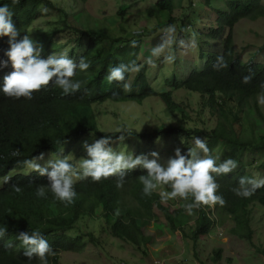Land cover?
<instances>
[{
	"label": "trees",
	"instance_id": "16d2710c",
	"mask_svg": "<svg viewBox=\"0 0 264 264\" xmlns=\"http://www.w3.org/2000/svg\"><path fill=\"white\" fill-rule=\"evenodd\" d=\"M76 1L84 3L87 0ZM4 3L12 12L11 20L18 30L16 39L29 35L41 46V58L51 53L67 52L76 61L84 56L90 66L74 73L72 79H78L82 84L69 95H61L51 80L48 86L33 91L31 98L7 97L0 92V177H10L7 183L0 182V226L6 227L4 236L0 237V264H39L35 256L28 260L22 254L23 249L16 239L18 232L30 231L36 226L40 227L52 249L51 255L46 254L47 264H60V252H81L88 246L102 247L103 236L146 254L148 244L158 236L160 224L168 232L182 230L181 216H189L183 205L190 202L191 197L161 203L158 190L150 196L143 195L136 177L146 170L139 167L126 172L119 188L114 176L99 181L77 179L73 184L77 195L71 204L54 199L47 190L44 197L35 195V186L46 184L47 178L35 171H27L18 161L41 152L52 156L61 152L73 163V146L81 138L93 140L118 135L115 130L99 128L94 104L106 101L140 103L146 98H156L166 115L175 120L148 131L132 130V135L121 144L126 149L127 145L133 144L137 148L129 150L133 155L150 154L155 141L167 137L174 138L177 148L184 154L196 136L205 140L209 154L217 163L226 158L234 159L236 167L230 172L212 174L218 184L216 191L223 197L224 204L192 208L195 217L190 244L193 248L198 239L207 237L215 225H222L227 219L233 223L231 233L251 242L249 206L253 203L264 206V185L248 197L237 196L232 189L238 186L239 177L255 179L253 171L258 172L256 176L264 172V117L257 104V97L264 99V87L261 86L264 84V61H244L234 55L233 28L243 18L264 17L262 0H223L225 8L211 6L215 17L211 18L207 35L211 41H218V50H201L196 56V65L180 76L171 68L173 62L165 66L161 70L164 86L160 88L147 80L142 57L148 55L152 47L141 42V33L133 31L131 38H125L107 25L86 29L82 14L69 13L54 0H16L15 3L0 0V4ZM175 3L176 0H154L145 10L146 15L155 18L164 12L165 24H173L177 19L172 16ZM193 5V0H187V8ZM128 8L119 6L117 15H123ZM42 10L55 14L53 26L48 30L32 29L33 22L43 15ZM183 36L181 30H177V39L187 40ZM131 40L136 41L134 47ZM7 41V36L0 37V61H7L4 55L9 47ZM177 48L174 43L172 51L175 56ZM133 60L140 65V70L134 76L126 73L128 89L121 87L123 82L108 83L109 67ZM10 71V62L0 66V84ZM244 76H250L246 83L242 81ZM179 90L196 95V108L191 107L186 98L177 100ZM114 142L117 141L113 139L111 143ZM141 143L149 147L145 150V146H135ZM256 153L263 157L252 169L250 166L255 162L253 156ZM12 185L20 186L21 191H13ZM161 187L168 190L166 186ZM147 223H151L153 233L144 232ZM219 253V249L214 251L213 261L218 260Z\"/></svg>",
	"mask_w": 264,
	"mask_h": 264
},
{
	"label": "rangeland",
	"instance_id": "374dc122",
	"mask_svg": "<svg viewBox=\"0 0 264 264\" xmlns=\"http://www.w3.org/2000/svg\"><path fill=\"white\" fill-rule=\"evenodd\" d=\"M54 1L62 5L69 13L82 14L85 19L83 21L87 25L86 29L94 28L96 25L99 27L107 25L113 27L117 34H121L125 38H131L130 36L135 31L141 33V42L151 47L159 43L160 30L166 26L167 17L164 12L154 16L157 20L152 18L153 16L148 17L146 15L145 10L154 0H87L84 3L76 0L73 2L72 0ZM262 1L264 3V0ZM193 2L192 8H187V0H176L172 12V16L177 18L172 24L176 27V35L177 30L180 29L184 39H187L183 40L182 49L177 45L176 59L173 61V67H171L177 76H180L184 71L186 73L192 65H196V56L201 50L203 52L209 49L217 51L219 48L218 41H211L208 37L207 29L211 18L215 17V11H212L211 6L213 8H225L223 0H207L206 2L193 0ZM121 5L129 8L123 15H117V9ZM182 5L185 7L183 8ZM41 12L43 15L33 22L31 28L39 27L48 30L53 26L55 14H50L47 10ZM143 29L144 31L141 32ZM260 47L262 49H259ZM233 53L239 55L244 61L245 59L264 61V17L255 20L243 18L235 24L233 28ZM146 56L142 57V60ZM154 59L156 66L152 67L146 64L145 73L149 83L160 88L163 85L161 70L170 64L158 62V58ZM134 74L135 72H132L131 76ZM176 97L177 100L186 98L191 107L196 108V95L179 90L176 92ZM257 104L264 117V99L257 97ZM94 105L99 128L104 131H114L119 126H127L133 131H148L160 124L175 122L172 117L166 115L162 104L156 98H146L140 103L106 101ZM83 141L91 143L92 139L83 137L79 143L73 146L71 155L73 164L78 163L80 158L86 157L82 147ZM155 142L152 151L159 153L158 161L163 165L169 156L174 155L177 144L172 137L164 138V140L161 138ZM135 146H145L143 148L145 150L146 147H149L145 143ZM112 147L121 151L137 149L133 144L127 145L128 149H126V146L119 141L114 142ZM50 156H52L50 153H44V159L37 162L43 166ZM262 157L261 154H254L255 162L250 168L254 169ZM151 158L149 156V159ZM259 174L256 176L258 172L253 171L255 179L264 178V172ZM157 190L163 189L160 187ZM194 217V212L190 213L188 217L186 215L181 216V231L168 232L169 230L160 224L158 236L154 237L152 242L148 244L149 250L146 254H142L126 243L103 236L105 242L102 247L88 246L81 252H60V264H264V206L255 203L249 206V223L252 229L251 242L231 233L230 227L233 223L227 219L222 225H215L207 237L198 239L192 248L189 236ZM153 229L151 223H147L143 228L145 233H153ZM217 249L220 250V253L215 262L212 258L215 257L214 251Z\"/></svg>",
	"mask_w": 264,
	"mask_h": 264
},
{
	"label": "clouds",
	"instance_id": "9594fccd",
	"mask_svg": "<svg viewBox=\"0 0 264 264\" xmlns=\"http://www.w3.org/2000/svg\"><path fill=\"white\" fill-rule=\"evenodd\" d=\"M15 3L16 0H13ZM12 12L8 4H0V37H8L9 47L4 55L7 61H0V66L10 62L12 71L3 76V83L0 84V92L7 97L31 98L33 91H39L42 86H48L49 81L60 89L61 95H69L80 89L82 82L72 79L74 73L89 68L90 61L81 56L78 61L70 57L67 52L59 54L51 53L46 58H41V46L29 35L16 39L18 30L11 20ZM160 41L149 50V55L144 58V63L152 67L156 66L154 58H160L161 63L171 64L176 56L172 51V45H184L182 39L176 37V27L172 24L164 26L161 30ZM131 46L136 45L135 40L130 41ZM221 57H217L220 59ZM140 65L134 60L128 63H118L107 70L106 79L109 84L113 81L123 82L121 87L128 89L125 76L126 73L138 72ZM250 76L242 77L247 82ZM264 87V84L261 85ZM118 133L115 137L105 135L93 139L91 143L82 142L86 157L78 160V163L69 162L66 155L57 152L50 156L43 166L37 161L44 159L41 152L31 158H26L18 163L22 164L27 171H35L39 176H46V184L35 186V195L44 197L50 192L54 199L63 203L71 204L77 195L73 184L77 179L90 178L92 181H99L101 178L110 176L116 177L115 184L119 188L128 170L141 168L146 170L136 177L141 185V192L150 196L161 186L168 190H161L157 194L161 203L170 199L181 198L191 201L183 207L190 214L192 208L201 205H223V197L216 191L218 184L213 178L214 174L228 173L236 167V161L226 158L216 162V158L209 154V148L205 140L193 137L191 146L184 154L180 148L174 149V155L169 156L165 164L158 162V153L152 151L150 154L133 155L131 151H121L112 147V141L123 142L126 137L132 135V129L127 126H119L115 129ZM181 142L184 141L181 139ZM149 155L152 157L149 159ZM10 177H0V182L7 183ZM264 185V178L254 179L241 176L238 179V186L232 191L237 196L248 197L252 192ZM15 192H20L18 185H12ZM6 232L5 226H0V237ZM19 246L23 249L22 254L31 260L35 256L39 264H47L46 254L51 255L52 249L45 239L39 226L30 231H20L16 234Z\"/></svg>",
	"mask_w": 264,
	"mask_h": 264
}]
</instances>
